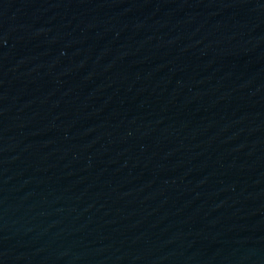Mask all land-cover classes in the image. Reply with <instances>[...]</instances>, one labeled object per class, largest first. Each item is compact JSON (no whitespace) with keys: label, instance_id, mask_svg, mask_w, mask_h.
Returning a JSON list of instances; mask_svg holds the SVG:
<instances>
[{"label":"water","instance_id":"water-1","mask_svg":"<svg viewBox=\"0 0 264 264\" xmlns=\"http://www.w3.org/2000/svg\"><path fill=\"white\" fill-rule=\"evenodd\" d=\"M0 264H264V0H0Z\"/></svg>","mask_w":264,"mask_h":264}]
</instances>
